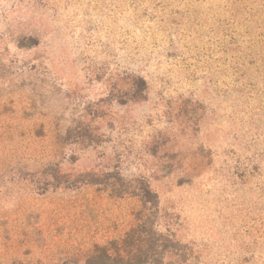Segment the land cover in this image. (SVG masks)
Returning <instances> with one entry per match:
<instances>
[{
	"label": "rangeland",
	"instance_id": "obj_1",
	"mask_svg": "<svg viewBox=\"0 0 264 264\" xmlns=\"http://www.w3.org/2000/svg\"><path fill=\"white\" fill-rule=\"evenodd\" d=\"M139 226L150 262L264 264V0H0V264Z\"/></svg>",
	"mask_w": 264,
	"mask_h": 264
},
{
	"label": "trees",
	"instance_id": "obj_2",
	"mask_svg": "<svg viewBox=\"0 0 264 264\" xmlns=\"http://www.w3.org/2000/svg\"><path fill=\"white\" fill-rule=\"evenodd\" d=\"M145 194L148 196L149 192ZM136 227L126 234L127 239L123 241L125 247L113 248L112 253L104 248L101 253H98L99 258L96 264H161L158 258L153 259L152 262L149 260L150 254L154 256L158 253L156 247L160 246L159 239H154L151 235L150 239H147L146 230L141 226Z\"/></svg>",
	"mask_w": 264,
	"mask_h": 264
}]
</instances>
